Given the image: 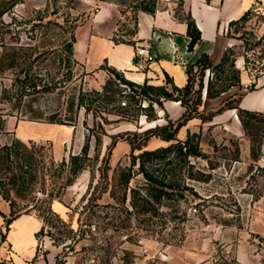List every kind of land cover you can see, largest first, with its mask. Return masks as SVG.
Instances as JSON below:
<instances>
[{
	"label": "rangeland",
	"instance_id": "374dc122",
	"mask_svg": "<svg viewBox=\"0 0 264 264\" xmlns=\"http://www.w3.org/2000/svg\"><path fill=\"white\" fill-rule=\"evenodd\" d=\"M169 1L177 19L185 14L182 0ZM256 1L244 22L227 23L219 43L224 49L209 55L212 65L204 70L198 107L204 116L245 89L240 84V90L233 86L205 99L206 83L218 75L216 66L226 51L233 52L235 69L250 76L246 87L264 81V0ZM164 5L158 0L156 8ZM101 6L96 0H0V148L13 140L33 142L43 145L54 163L44 178L45 193L54 188L58 194L50 210L41 203L48 198L40 182L26 198L39 199L28 214L41 222L36 245L44 242L45 252L40 256L56 253L58 261L70 264H264V128L253 137L244 134L235 110L176 128L177 119L156 102L163 105L171 101L163 100L165 95L177 96L165 76L136 80L106 64L94 71L79 64L68 68L62 57L70 33L76 40L95 30L92 16ZM115 29L128 40L131 36L121 34L133 25L121 18ZM231 71L224 65L220 79L232 82ZM191 72L200 75L198 66ZM109 80L118 89L113 106L125 105L127 113H110L111 106L96 95ZM51 83L54 91L42 92ZM78 95L92 101L93 111L77 105ZM51 117L72 121L51 124ZM184 141L192 153L176 155L173 146ZM86 143L87 154L78 162L83 168L72 177L70 158L81 155ZM166 148L171 149L166 157L145 161L144 167L176 186L170 198L155 204L156 217L143 223L129 206L132 191L143 198L147 193L139 155ZM62 161L66 167L60 173ZM16 203L19 213L33 204ZM125 209L128 218L119 215ZM114 221L125 229L114 232Z\"/></svg>",
	"mask_w": 264,
	"mask_h": 264
},
{
	"label": "trees",
	"instance_id": "16d2710c",
	"mask_svg": "<svg viewBox=\"0 0 264 264\" xmlns=\"http://www.w3.org/2000/svg\"><path fill=\"white\" fill-rule=\"evenodd\" d=\"M101 3H112L117 7L119 19L117 20L115 27L119 26L121 18H123L127 23H132L133 29L132 31L126 30L124 34L121 36L127 35L131 36L130 39L125 40L120 38L117 34V29L114 30L112 41L115 44H135V36L137 32V16L139 13H146L149 15H153L156 11V6L158 0H96ZM210 0H206L209 2ZM257 2V1H256ZM250 11V10H249ZM249 11L245 12V14L237 21H231L230 24H236L238 22H244L246 20V16ZM178 20L185 22L186 24V36L189 41L187 44V51L191 52L193 48L200 42V32L197 30L194 21L191 19L189 13H185L183 16L178 17ZM124 26V24L122 25ZM76 40L73 35V31L70 33L69 41L64 47V53L62 60L65 65L71 67V65L78 64L74 59L73 54V46ZM233 52L231 50L226 51L220 63L216 66L218 69V74L214 77V81L208 80L205 86V99L209 100L219 96L220 94L226 93L230 87L236 86L239 90L241 89L240 78H239V70L234 67V60L231 58ZM80 65V64H79ZM212 65L209 55L202 53L193 64H184L185 74L187 76L186 83L183 87L178 88L175 87L171 81V79L165 75L166 79L172 83L171 90L177 96L173 97L171 95H165L163 100H171L178 102L180 106L183 108V112L179 118L176 120V128L181 127L186 122L190 121L194 118H199L202 122L210 121L213 116L220 113L223 110H235L237 113V117L239 119L240 125L244 134L248 136H254L256 131H260L264 128V112L258 111H249L240 108V102L246 92H251L255 89V84L252 83L249 87H245L244 91L240 94H231L226 98L222 99L220 108L212 114H208L204 116L201 111H198V107L202 105L201 101V90L202 88V76L204 70L210 68ZM227 65L229 69L232 71V82L228 80V78L224 77L223 80L220 79L219 75L223 73V66ZM102 66V65H101ZM100 66V69L102 68ZM194 66L199 67L200 75H192V68ZM116 73L115 71H113ZM198 77V78H197ZM128 83L127 81H124ZM197 82V89H195ZM219 83L220 85L216 88L215 83ZM56 83H51L50 85H45L42 92L51 93L54 91ZM141 94L144 95V91L142 88ZM137 89V90H138ZM100 102L104 105H110L112 108L110 113L115 114H123L127 113L129 108L125 105L113 106L114 103L118 101V89H113L112 82L106 81L105 85L102 88L100 93H96ZM97 97L94 98L95 101L98 100ZM77 105L79 107L84 108L86 112L91 111V102L89 99L84 98L82 95L77 96ZM157 105L162 108V102L156 101ZM113 106V107H112ZM93 111V110H92ZM94 109V113H95ZM71 119H67L64 121L62 119L54 120L53 117L48 119V123L51 124H67V122H71ZM259 122V127H257V123ZM259 128V129H258ZM100 139L96 138V146L99 144ZM188 143L186 141L183 144H178L173 146L176 151V155H188L192 153V148H187ZM88 144L86 143L81 149V155L73 156L70 158L69 162V173L74 177L78 174V172L83 168L82 162L79 164V161H84L82 156L87 154ZM171 149H161L156 151H144L139 155L140 160V170L139 173L142 175L143 181L146 184L145 191L147 192L145 197H140L137 192L132 191L129 201V206L136 213V218L140 219L142 222L145 220L153 219L158 214V209L155 207V204L159 202L162 197H169L173 193L174 185L173 183H168L163 180L156 179L151 173L149 174L147 170H145L144 162L150 161L153 159H160L162 156L166 157L167 153H169ZM45 148L43 145L35 144L30 142L29 145H25L18 140H13L10 145H4L0 148V197L1 199L8 205L9 213L7 216L0 214L2 217L5 226L7 227L14 219L19 217L20 215L28 214L29 211L36 209V202H39V199L36 197H28L31 192L36 190V185L40 182L41 187L39 190L43 192V194H47L48 201L46 199H42L41 203L47 206V211L50 210L49 203L50 201L57 197V192H54V188H50L48 193H45L44 189V178L48 174V170L54 166L53 160L50 156H45L44 154ZM162 153V154H161ZM165 153V154H163ZM253 155V149L251 151ZM254 156V155H253ZM60 168V173L66 167L65 161L60 162L58 165ZM58 173L59 175H61ZM53 173L52 176H54ZM67 182H71V179H68ZM128 178H126L124 182V188H127ZM54 196V197H53ZM24 203V207L27 206V203H32L31 207L28 208L25 212L19 213L16 211L17 203L16 201ZM123 203V202H122ZM125 214L128 216L131 215L126 209L123 211H119V215ZM42 217L40 214L39 218ZM126 221V220H125ZM128 221V220H127ZM144 223V222H143ZM114 232L121 231L125 229L124 223L118 221H114L111 223L110 227ZM42 235V229H40L36 233V237ZM4 239L3 234L1 235V240ZM63 262L55 259V264H61Z\"/></svg>",
	"mask_w": 264,
	"mask_h": 264
},
{
	"label": "crops",
	"instance_id": "0c3cea01",
	"mask_svg": "<svg viewBox=\"0 0 264 264\" xmlns=\"http://www.w3.org/2000/svg\"><path fill=\"white\" fill-rule=\"evenodd\" d=\"M159 2L165 5L156 9L153 15L138 14L134 45L115 44L111 40L118 20V11L114 4L102 3L97 13L92 16L91 23L95 24L96 29L76 39L73 46L76 62L88 71L98 70L101 64H106L136 80H158L167 75L174 86L181 88L187 80L184 64L193 62L202 53L214 55L218 48L219 51L224 49L219 47V43L227 23L238 19L256 4V0H182L185 13L190 14L200 32V42L188 52L186 24L174 16L171 9V6L175 5L174 2ZM143 41L152 44L154 61L149 64L135 57V48ZM87 65H90V68H87ZM239 78L244 87L250 82V76L245 71L240 72ZM181 79H184L183 84ZM162 107L173 119L179 118L183 112V108L175 101H166ZM240 108L264 112V81L257 80L255 89L246 92L240 102ZM0 209L3 215H8V205L1 197ZM40 229L41 222L30 214L20 215L7 227L0 217V264H55L56 253L36 257V233ZM61 264L70 263L64 261Z\"/></svg>",
	"mask_w": 264,
	"mask_h": 264
},
{
	"label": "built area",
	"instance_id": "2783aa9c",
	"mask_svg": "<svg viewBox=\"0 0 264 264\" xmlns=\"http://www.w3.org/2000/svg\"><path fill=\"white\" fill-rule=\"evenodd\" d=\"M135 57L142 61L143 63L149 64L152 61H154L153 51H152V44L149 41H143L141 42L136 48H135ZM44 242H39L37 244V249L35 250V253L39 254L37 257H41L40 255L45 252L44 249Z\"/></svg>",
	"mask_w": 264,
	"mask_h": 264
}]
</instances>
